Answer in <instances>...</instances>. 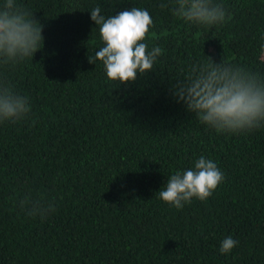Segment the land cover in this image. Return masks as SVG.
<instances>
[{
	"label": "trees",
	"instance_id": "1",
	"mask_svg": "<svg viewBox=\"0 0 264 264\" xmlns=\"http://www.w3.org/2000/svg\"><path fill=\"white\" fill-rule=\"evenodd\" d=\"M14 2L43 25L44 45L0 66L31 105L0 122V264H264V127L217 132L174 96L207 57L264 79V0H214L227 10L214 26L175 17L170 0ZM97 6L106 18L149 12L143 42L162 49L150 72L120 84L88 62L104 46ZM201 156L224 174L213 194L182 209L159 199ZM41 198L45 216L21 207ZM226 237L238 244L221 254Z\"/></svg>",
	"mask_w": 264,
	"mask_h": 264
},
{
	"label": "clouds",
	"instance_id": "2",
	"mask_svg": "<svg viewBox=\"0 0 264 264\" xmlns=\"http://www.w3.org/2000/svg\"><path fill=\"white\" fill-rule=\"evenodd\" d=\"M172 14L197 26H214L225 22L227 10L214 0H170ZM169 5L161 3L160 7ZM91 20L100 26L103 42L95 56L88 62L101 61L109 80L120 84L134 82L137 74H145L153 68L162 49H148L143 41L153 26L147 10L132 7L105 17L101 7L90 11ZM43 25L34 16L14 2L5 0L0 6V66L15 65L34 54L44 45ZM260 59L264 61V45ZM207 63L193 68L186 82L177 83L174 96L186 105L201 123L217 132H244L264 127V79L246 68L231 64L215 63L207 57ZM31 112L29 98L14 91L11 84L0 79V122H17ZM224 180L223 172L211 159L201 156L194 168L176 172L166 181V187L157 192L163 202L182 209L193 198L207 200ZM23 208L31 204L30 215L45 216L52 205L45 206L42 198L24 199ZM238 241L226 237L220 253L227 254Z\"/></svg>",
	"mask_w": 264,
	"mask_h": 264
}]
</instances>
